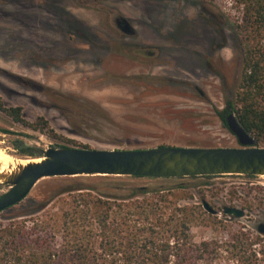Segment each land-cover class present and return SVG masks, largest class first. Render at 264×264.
Returning <instances> with one entry per match:
<instances>
[{
  "label": "rangeland",
  "instance_id": "rangeland-1",
  "mask_svg": "<svg viewBox=\"0 0 264 264\" xmlns=\"http://www.w3.org/2000/svg\"><path fill=\"white\" fill-rule=\"evenodd\" d=\"M118 16L134 35L120 30ZM241 17L231 0H0V97L6 107L21 106L27 121H48L35 130L0 110V150L22 160L31 158L22 151L50 146H239L218 112L234 99L242 72L234 27ZM76 179L40 180L0 212V226L38 215L44 199L54 210L57 192ZM180 181L189 186L184 202L206 200L219 219L227 218L224 206L245 210L215 231L193 227L196 241L240 227L259 233L264 177ZM6 190L0 186V194Z\"/></svg>",
  "mask_w": 264,
  "mask_h": 264
},
{
  "label": "trees",
  "instance_id": "trees-1",
  "mask_svg": "<svg viewBox=\"0 0 264 264\" xmlns=\"http://www.w3.org/2000/svg\"><path fill=\"white\" fill-rule=\"evenodd\" d=\"M231 1L242 8L234 26L242 72L234 99L218 113L225 124L235 113L256 145H264V0ZM0 110L35 130L48 126L44 118L27 121L21 106L6 107L1 97ZM22 152L37 156L33 148ZM74 177L57 192L54 210L44 199L38 215L0 226V264H264V235L245 227L195 240V226L215 231L238 221L184 202L189 186L180 179Z\"/></svg>",
  "mask_w": 264,
  "mask_h": 264
},
{
  "label": "water",
  "instance_id": "water-1",
  "mask_svg": "<svg viewBox=\"0 0 264 264\" xmlns=\"http://www.w3.org/2000/svg\"><path fill=\"white\" fill-rule=\"evenodd\" d=\"M125 34L135 30L124 16ZM228 129L236 136V147L159 146L146 149H92L66 146L37 148L25 164L13 171L0 172V186L7 190L0 194V212L27 198L34 186L44 178L62 176L111 175L147 179H193L223 175L264 177V147L256 145L254 136L241 125L235 113L226 118ZM21 159V158H20ZM203 207L217 214L206 200ZM223 213L241 218L245 210L224 206ZM264 235V223L259 225Z\"/></svg>",
  "mask_w": 264,
  "mask_h": 264
},
{
  "label": "bare ground",
  "instance_id": "bare-ground-1",
  "mask_svg": "<svg viewBox=\"0 0 264 264\" xmlns=\"http://www.w3.org/2000/svg\"><path fill=\"white\" fill-rule=\"evenodd\" d=\"M16 158V157H15ZM28 160H17L9 155H7L4 151L0 150V172L9 173L16 169L18 165L27 163Z\"/></svg>",
  "mask_w": 264,
  "mask_h": 264
},
{
  "label": "flooded vegetation",
  "instance_id": "flooded-vegetation-1",
  "mask_svg": "<svg viewBox=\"0 0 264 264\" xmlns=\"http://www.w3.org/2000/svg\"><path fill=\"white\" fill-rule=\"evenodd\" d=\"M128 21H129V20H128ZM129 23H130V21H129ZM130 24H131V23H130ZM131 25H132V24H131ZM117 26L120 28L121 31H123V30H122L123 28H124V29H125V28L127 29L126 24H125L123 21H118V22H117ZM134 34H135V32H134ZM134 34H133V35H134Z\"/></svg>",
  "mask_w": 264,
  "mask_h": 264
}]
</instances>
